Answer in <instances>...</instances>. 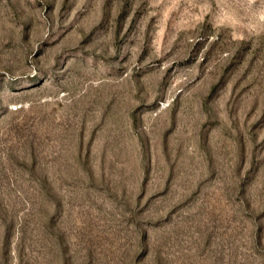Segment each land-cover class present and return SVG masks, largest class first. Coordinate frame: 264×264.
Masks as SVG:
<instances>
[{
	"label": "rangeland",
	"instance_id": "obj_1",
	"mask_svg": "<svg viewBox=\"0 0 264 264\" xmlns=\"http://www.w3.org/2000/svg\"><path fill=\"white\" fill-rule=\"evenodd\" d=\"M0 264H264V0H0Z\"/></svg>",
	"mask_w": 264,
	"mask_h": 264
},
{
	"label": "clouds",
	"instance_id": "obj_2",
	"mask_svg": "<svg viewBox=\"0 0 264 264\" xmlns=\"http://www.w3.org/2000/svg\"><path fill=\"white\" fill-rule=\"evenodd\" d=\"M242 39V38H241Z\"/></svg>",
	"mask_w": 264,
	"mask_h": 264
}]
</instances>
